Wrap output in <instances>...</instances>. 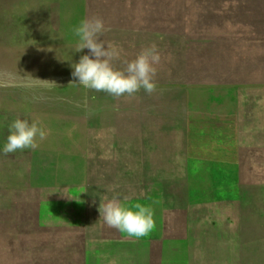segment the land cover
Here are the masks:
<instances>
[{
    "label": "rangeland",
    "instance_id": "rangeland-1",
    "mask_svg": "<svg viewBox=\"0 0 264 264\" xmlns=\"http://www.w3.org/2000/svg\"><path fill=\"white\" fill-rule=\"evenodd\" d=\"M97 17L117 69L156 45L154 92L75 83ZM17 117L48 135L0 152V264H264V0H0V143ZM117 193L150 234L104 223Z\"/></svg>",
    "mask_w": 264,
    "mask_h": 264
},
{
    "label": "clouds",
    "instance_id": "clouds-1",
    "mask_svg": "<svg viewBox=\"0 0 264 264\" xmlns=\"http://www.w3.org/2000/svg\"><path fill=\"white\" fill-rule=\"evenodd\" d=\"M105 31L104 21L99 17L85 18L73 28L78 38L76 52L88 49L87 54L71 65L75 83L84 89L104 92L117 98L132 96L141 89L149 94L154 92L156 65L160 62L156 45L143 48L135 59L126 62L125 69H117L113 67L112 61L120 57L121 49L101 39ZM47 135L48 130L40 121L17 117L8 125V135L0 143V152L7 155L18 150L35 149L38 140L46 139ZM98 211L107 226L130 238L145 237L155 228L153 209L149 205L141 200L121 199L118 193L100 202Z\"/></svg>",
    "mask_w": 264,
    "mask_h": 264
},
{
    "label": "water",
    "instance_id": "water-1",
    "mask_svg": "<svg viewBox=\"0 0 264 264\" xmlns=\"http://www.w3.org/2000/svg\"><path fill=\"white\" fill-rule=\"evenodd\" d=\"M167 182H168V181H167ZM145 185H146V184H145ZM146 186H148V185H146ZM167 186H168L169 189H173V185L170 186L169 183H168ZM229 190H230L229 194L232 195V192H234L232 186H231V188H229Z\"/></svg>",
    "mask_w": 264,
    "mask_h": 264
}]
</instances>
